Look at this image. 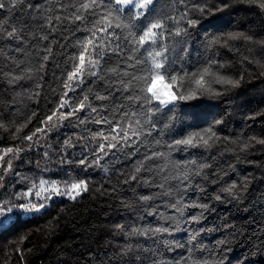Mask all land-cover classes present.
Returning a JSON list of instances; mask_svg holds the SVG:
<instances>
[{
    "label": "snow or ice",
    "instance_id": "6c2138e0",
    "mask_svg": "<svg viewBox=\"0 0 264 264\" xmlns=\"http://www.w3.org/2000/svg\"><path fill=\"white\" fill-rule=\"evenodd\" d=\"M242 2L264 13V0ZM229 7L226 0L217 4L208 0H43L37 4L0 0V59L10 69L0 68V74L10 84L27 80L35 89H43L49 64L62 74L63 65H71L66 76L55 77L59 87L52 91L60 92L59 103L49 114L41 119L32 111L23 122H12L14 139L37 122L35 130L23 136L27 147L0 149V189L8 190L9 177H19L16 183L24 185L0 200V235L24 222L22 217L43 214L56 198L78 201L94 185L90 172L98 171L108 184L116 178L110 191L127 185L135 197L122 201L134 215L115 225L126 241L113 258L120 264H231L227 253L240 230L225 223L228 235L209 247L202 234L215 229L204 224L217 211V203L227 198L242 202L250 181L244 177L225 183L211 194L206 182H217L213 178L222 171L219 156L235 151L228 144L246 151L253 143L264 145V138L230 140L217 130L223 118L209 123L205 115L206 126L201 127L197 109L205 98L239 88L245 79L243 73L237 78L225 71L228 65L220 50L239 53L238 41L264 49V39L243 31H220L218 13ZM77 32L84 35L76 37ZM201 33L203 53L194 48ZM30 40L36 42L28 48ZM54 46L63 51H55ZM68 48L75 51L69 53ZM193 51L198 52L194 62ZM12 52L22 53L24 59ZM57 56L65 57L63 65ZM245 62L253 60L245 56L241 63ZM40 95L30 90L28 99ZM187 116L190 123L183 119ZM178 120L180 128L171 131ZM12 124L6 125L0 117V128L8 130ZM52 135L58 145L55 151L49 142ZM168 135L171 140L165 139ZM161 147L167 151L158 150ZM33 150L40 153L36 171L22 175L16 171L25 160L22 154ZM177 152H187L189 158L177 160L173 155ZM51 163L56 167H49ZM138 188L153 191L138 192ZM97 191L103 194L109 189ZM181 231L186 234L182 241L174 236ZM161 248L183 252L166 258ZM257 251H264V241ZM16 252L22 258L19 247ZM240 264L253 262L244 259Z\"/></svg>",
    "mask_w": 264,
    "mask_h": 264
},
{
    "label": "trees",
    "instance_id": "16d2710c",
    "mask_svg": "<svg viewBox=\"0 0 264 264\" xmlns=\"http://www.w3.org/2000/svg\"><path fill=\"white\" fill-rule=\"evenodd\" d=\"M42 2L43 0H32L33 4ZM208 2L217 4L218 0ZM226 2L230 7L223 13H218L221 17L220 31H243L256 40L264 39V13L242 0ZM83 35L80 32L76 33V37ZM76 37L71 39L74 41ZM203 41L204 34L201 33L194 44L199 53L204 51ZM35 42L30 40L27 47L31 48ZM235 43L239 46V53L221 49V59L228 65L225 71L229 75L238 78L243 73L245 79L239 88L231 89L219 97L205 98L200 102L197 109L201 114L200 126H206L203 123L205 115L209 123L214 119L223 118L224 123L218 126L217 130L230 140L243 142L250 137L264 138V76L260 75L264 70L261 68V65H264V49L259 44H247L244 41ZM54 50L63 51L59 46H54ZM74 51V48H68L69 53ZM12 55L24 59L22 53L12 52ZM197 55L198 52L193 51L191 57L193 62ZM245 56L251 57L253 63L242 64L241 60ZM56 59L63 65L64 56H57ZM6 63L0 59V68H4V71L10 70L5 66ZM63 67L65 72L62 74L60 69L49 64L43 89H35L34 83L27 80L16 85L10 84L8 79L0 74V117H3L5 124H12L13 121L23 122L32 111H37L41 119L49 114V110L54 109L59 103L60 92L52 91L53 88L59 87L55 77L66 76V71L70 70L71 65ZM30 90L40 91L41 95L36 100H30L28 99ZM183 119L186 123L191 122L190 116ZM36 126L38 124L34 120L15 139L14 124L8 130L0 128V149L13 146L26 148L27 142L23 141V136L34 131ZM178 128L179 120L171 131L175 132ZM165 139L171 140L172 136L168 135ZM49 142L53 144L54 151L58 149L55 135L50 137ZM228 148L235 151H225L219 156V167L222 171L218 177L213 178L216 179V183L206 182L208 192L211 194L225 183L239 181L244 177H248L250 181L248 191L242 194L243 200L240 203L227 198L224 203L215 205L217 211L209 214L204 224L206 228L215 230L204 232L203 242L211 247L217 240L228 235L229 230L223 227L225 223L235 225L241 234L230 245L232 251L227 253L231 264H240L244 259L252 261L253 264H264V251H257L264 241V145L253 143L246 151H240L237 144H228ZM158 150L167 151L163 147ZM42 151L43 149H40V153ZM40 153L36 150L23 153L25 160L22 164L16 162L19 164L16 171L22 175L32 174L36 171L35 161L40 158ZM173 155L177 160L189 158L187 152H177ZM29 159L32 161L31 164L28 163ZM49 167H56V164L51 163ZM90 176L94 185L91 191L85 193L78 201L56 198L43 214L22 217L24 222L0 235V264H120L119 259L113 258L118 257L126 241L117 233L115 225L127 222L134 215L133 210L122 203L132 201L135 198L134 193L127 185H121L115 192L110 191L112 184L116 183L115 177L112 178V184H108L98 171L90 172ZM18 179L19 177L6 178L8 190L0 189V200L8 198L24 187L16 183ZM101 187L109 191L102 194L101 191H97ZM137 191L147 193L153 190L138 188ZM146 220L152 218L146 217ZM174 236L181 241L186 238L183 231L174 233ZM21 237H26L22 244L19 242ZM140 240L143 242V238ZM17 247L22 251V258L16 252ZM182 252V249L165 252L161 248V253L166 258H175Z\"/></svg>",
    "mask_w": 264,
    "mask_h": 264
}]
</instances>
